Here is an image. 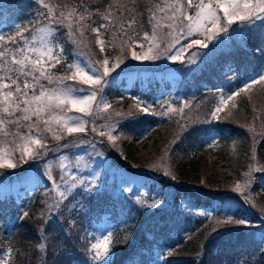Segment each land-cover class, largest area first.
I'll list each match as a JSON object with an SVG mask.
<instances>
[{
	"label": "trees",
	"instance_id": "obj_1",
	"mask_svg": "<svg viewBox=\"0 0 264 264\" xmlns=\"http://www.w3.org/2000/svg\"><path fill=\"white\" fill-rule=\"evenodd\" d=\"M52 2L72 3L73 0ZM110 2L89 0V7L95 11L100 3ZM125 2L127 0H121V3ZM146 3L147 0H138L137 7L143 11ZM38 10L40 5L35 0H4L0 4V24L14 21L30 28L29 22L36 19ZM128 15L125 13L120 19H127ZM140 18L146 19V13ZM93 19L98 18L94 16ZM237 24L244 26L243 33L232 36L228 49L205 59L206 63L200 71L186 79L181 93L191 105L190 109L185 108L189 119L182 120L179 115H170L161 120L144 113H139L135 119L121 118L117 132L118 146L111 148L105 143L104 147L113 158L117 156L118 161L129 170L155 174L148 192L142 196V204L133 202L131 198H114L104 192L82 194L79 202L57 208L56 200L49 193L50 185L41 181L25 211L28 215H22L12 232L0 230V259L11 246L14 249L11 258L14 264H95L88 251L92 243L89 228L93 220L110 213L115 224V237L112 241L114 253L109 264H148L153 259L155 241L162 237L167 239L173 228L187 221L183 215L186 212L181 209L183 202L188 203L186 207L189 209H212L217 201L223 200L222 195L232 192L230 185L244 180L243 174L250 164L264 165V82L257 83L249 92L238 96L236 106L231 105L222 112L217 123L214 124L210 115L221 93L233 92L239 80L264 64V54L261 55L259 51L264 48V21L255 19ZM144 30H148L147 24ZM101 32L104 30L101 29ZM86 36L93 52L100 58L99 48L94 43L95 34L86 33ZM61 38L66 41V55L68 62H71L74 45L67 41L63 33ZM102 38L107 42L112 38V33H105ZM134 50L140 52L141 49L137 46ZM107 54L113 57L118 54V49L109 48ZM125 61L130 64L132 59L129 56ZM52 71L62 75L66 65L63 68L57 65ZM116 83L118 87L114 93L106 90V94L111 93L114 99L112 104H118L127 112L132 101L123 94L129 84L126 76L117 77ZM134 92H140L137 83ZM149 92L147 96H157L156 90ZM193 120L196 123H192ZM182 124L186 125L184 129L181 128ZM248 126L255 128V144L254 133L248 130ZM212 134L217 135L216 143L206 149L205 140ZM253 146L256 161L251 159ZM48 147H57V142L50 135ZM165 153L170 175L151 167L158 161L164 163L161 158ZM35 161L39 160L28 162L30 165L26 164L27 168L23 166L14 173L25 172L39 164L38 175L41 176L45 165L55 161L54 154ZM172 176L176 178L172 179ZM253 190L260 197L264 195V188H259V182L255 183ZM178 197L184 201L180 203ZM13 201V196L0 198V211H12ZM153 203L154 207L145 206ZM255 211L252 209L253 213ZM197 225L188 237L173 246L165 264H231L237 254L245 264H264V247L253 231L229 227L216 232L213 231L214 224L198 221ZM41 236L47 237L43 251L37 248Z\"/></svg>",
	"mask_w": 264,
	"mask_h": 264
},
{
	"label": "snow or ice",
	"instance_id": "obj_2",
	"mask_svg": "<svg viewBox=\"0 0 264 264\" xmlns=\"http://www.w3.org/2000/svg\"><path fill=\"white\" fill-rule=\"evenodd\" d=\"M35 2L40 5V10L36 19L29 22L30 28L17 26L18 30L14 35L0 34V169H16L29 160L43 159L49 151H56L48 147L49 135L57 142V148L69 147V143L60 145L59 142L65 137L86 132L90 123L86 117L94 119L101 112L107 113L108 120L113 116L135 119L139 113L179 115L182 120L189 119L185 108L190 109L191 105L187 101L180 108L171 103H167L165 108L162 103L164 110L157 113L152 104L139 96L131 97L134 104L129 106L127 112H108L112 105L105 99L103 92L111 82L109 77L129 56L140 62L161 58L183 62L185 47H177L181 40L193 36L202 37L203 39H191L186 47L198 45L200 48H207L205 40L211 41L221 32L227 33L234 23L245 24L255 19L264 21V0H147L143 11L137 7L138 0H127L125 3L111 0L110 3H100L95 11L90 9L89 0H79L78 3L76 0L72 3H53L52 0ZM125 13L129 14L128 18L120 19ZM145 13L146 19H141ZM94 16L98 19L94 20ZM145 24L148 25V30H144ZM101 29L104 30L103 33ZM108 32L112 33V38L106 42L102 37ZM61 33L74 45L71 62H68L66 41L62 40ZM86 33L95 34L94 43L99 48L100 58L93 52ZM137 46L141 49L140 52L134 50ZM109 48L118 49V54L110 57L107 54ZM196 56L197 53H192L188 62L194 63ZM57 65L62 68L66 65V71L62 75H56L52 71ZM262 82L264 73L259 74L258 78L254 77L238 91L227 96L221 93L210 113L211 117L219 120L218 113L229 101H233L253 84ZM73 110L83 115H71ZM192 123L196 121L193 120ZM106 127L107 133L94 125L91 131H99L102 137L106 135L107 140L115 146L118 139L112 134L115 125L108 124ZM185 127L186 125H181L182 129ZM248 130L254 133L255 144V128L248 126ZM208 139L209 146H212L215 138ZM161 159L164 161L160 165L164 169V175H170L167 170V153ZM251 159L256 161L254 146ZM66 160L67 157L61 155L55 161L61 170L60 179L67 186L63 190L52 176L54 162L50 161L45 165L48 169L47 178L53 182V189L58 193L59 200L55 202L57 208L78 185H85L86 193L95 190L96 178L91 181L93 187H88L84 179L74 175L71 179L75 182L69 184L65 178L68 175L65 170L69 166ZM79 163L77 159L73 167H79ZM151 167L156 169L157 164ZM260 172H264V165L250 164L248 171L243 174V184L240 181L235 183L232 190L244 197V203L255 206L250 188L256 179L253 173ZM175 178L172 176V179ZM124 191L130 189L126 188ZM145 206L154 207L155 203ZM23 215L27 216L28 213ZM216 223L218 226L248 225L249 221L227 217ZM46 239L47 237L41 236V242L37 245L39 250L46 248ZM95 239L96 242L91 243L88 248L92 254L91 259L96 264H109L112 234L105 235L103 239ZM13 252L14 249L9 246L4 253L8 259L0 260V264H14L11 259Z\"/></svg>",
	"mask_w": 264,
	"mask_h": 264
},
{
	"label": "rangeland",
	"instance_id": "obj_3",
	"mask_svg": "<svg viewBox=\"0 0 264 264\" xmlns=\"http://www.w3.org/2000/svg\"><path fill=\"white\" fill-rule=\"evenodd\" d=\"M3 2L4 0H0V4ZM222 14L223 13H220L221 16ZM17 26H23V24L14 21L0 24V34H5L6 36L14 35L18 30ZM243 28L244 26L237 24L236 27H230L227 33L222 32L218 34L213 40H205L204 42L208 45L207 48H200L198 45L193 46L192 48L186 47V45L190 43L191 39H203L202 37L193 36L188 39L181 40L177 47H185L182 57L183 62L180 60L172 62L166 58H161L156 61L144 62L132 60L130 64L129 61H125L124 64L120 66V68H117L111 74V77H109L111 82L104 89L103 95L105 99H107V101L112 105V108L109 109L108 112H112L113 110L126 112V110H124L121 106H118V104L115 106L112 104L114 99L111 97V93L106 94V90H110L112 93H114V90L118 87L116 78L125 76L129 84L125 88L123 94L125 97H129L131 99L132 105L134 104V101L131 97L139 96L144 101L152 104L154 110L157 113L164 110V108L161 107L162 103H164L165 108L167 103H171L176 108H180L186 101L185 96L180 93L183 89L186 79L190 78L193 73L200 71L203 64L206 63L205 59L213 57L214 54L220 50L228 49V41L230 38L235 35H241L244 31ZM259 51L261 52V55L264 54V48L259 49ZM194 52L197 53L195 62L189 63V58ZM262 73H264V66L259 67V69L254 72L252 77L243 83L241 88H243L245 84L250 83L254 77L258 78V75ZM112 78L115 79L113 80ZM135 83H137V86L139 85V87L142 88H140V92H134ZM254 85L256 84H253L251 88ZM251 88L241 92L240 95L249 92ZM151 90L157 91L156 97H149V95L147 96L148 93L146 92ZM224 95L227 96L228 94ZM237 97H235L233 101H229L228 105L225 106L221 112L227 110L228 107L235 104ZM220 113H218L219 117ZM70 114L80 116L83 115L82 113H76L74 110ZM154 116L160 118L161 120L168 117L159 114ZM106 117L107 113L104 112H101L99 117L94 119L86 117V119L90 120L88 130L86 132L65 137V139L61 140L59 144L63 145L64 143H69V147H56V151H49L46 155L48 156L49 154L53 153L55 161L56 158L61 155L67 157L66 163H68L69 166L65 170L68 174L65 178L68 180L69 184L75 182L71 179V177L74 175L80 179H84L85 184L88 187H93L91 181L93 178H96V184L94 186L95 190L93 192L86 193L84 191L85 185H78L76 189H73L72 194L69 195L67 199H64L60 202L59 206H63L65 204L71 206L72 204L79 202L82 194H103L104 192L114 196V198H131L133 202L139 205L142 204V196L148 192L150 183H152L151 179L155 178L153 177L155 174L146 172L144 174L131 171L127 168V166L123 165L121 161L120 162L122 164L118 161L119 158H117V156H114L113 158L108 149L104 147L105 143L111 148L113 147V144L107 140V136L105 135L102 137L99 135V131H91V128L94 125L98 129L107 133L108 129L106 125L114 124L115 128L112 134L118 137L117 132L120 126L121 117L113 116L111 120H108ZM117 121H119V123H117ZM88 134H90V136ZM92 134H95L96 136ZM210 137L215 138L214 142L212 143V145H214L216 143L217 137L215 135H211ZM118 144L119 141L117 139L115 141V146H118ZM207 146H209V139H207ZM77 159L80 161L79 167H73ZM41 160L43 159H39V161ZM55 161L51 170L52 176L54 177L55 181L61 185V189L63 190L67 186L60 179L61 170L56 166ZM28 162L33 163L34 160H29ZM27 163L21 164V166L16 169H0V198H10L11 196L14 197L13 210L10 211L9 209H5L0 211V230L3 232L10 233L17 226L22 215L28 209L31 200L34 198L39 182L44 181L45 183H48L50 185L49 193L52 199H55L56 201L59 200L57 191L53 189V182L47 178V168H45L44 173L41 176L38 175V171L41 168L39 164L34 166V168H29L25 172H20L21 170H19L18 172L20 173H14V171L25 166ZM156 164L157 168L161 169L164 173V169L160 167V165L163 163L158 161ZM28 165L30 164H27V166ZM259 165L260 164L258 163V166ZM27 166H25V168H27ZM167 170L170 171L169 168ZM253 175L256 177V179L250 188V192L255 206H253L251 203H244V197L240 193L233 190L231 193L222 195V197H224V201H217L212 206V209L210 207L189 209L186 207L188 203H184V199L178 197L179 202H183L181 209L186 212L183 213V215L187 217V221L180 226L173 228L171 232L168 233L167 239L162 237L158 241H155L153 245V247H155L154 253L152 255L153 259L148 264H163L164 254H168L171 251L172 246L188 237L198 226V221L204 223L208 222L210 225L214 224L213 229L215 228L216 232L224 231L229 227H232L231 229H245L247 231H253L258 236L259 241H261L264 247V216L258 214L257 212L259 211L264 215V211H261V208H264V195L260 197L257 191L253 190L256 182H259L260 189L264 188V172L253 173ZM157 177L161 178V176L158 175ZM243 181L244 180L240 181L241 184H243ZM229 187L233 189L234 185H230ZM126 188L130 189V191H124ZM169 196L171 197V193ZM160 201L162 203L164 202L162 199H160ZM252 209L257 211L253 213ZM119 212L121 213V211ZM227 217H232L235 220L246 219L249 221V224H228L224 226L217 225V220H223ZM114 225L115 224L110 217V213L103 214L101 218L96 221L93 220L89 228L91 242L95 243V238L98 237L103 239V237L109 233L112 234L113 241L115 237ZM4 253L1 255L0 260L8 259L5 257ZM93 262L96 264L95 261ZM231 264H245V262L240 259L239 255L237 254Z\"/></svg>",
	"mask_w": 264,
	"mask_h": 264
}]
</instances>
